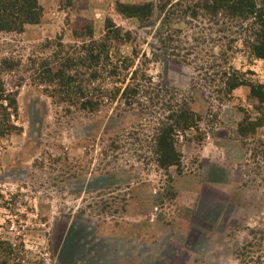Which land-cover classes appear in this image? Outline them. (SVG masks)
Returning a JSON list of instances; mask_svg holds the SVG:
<instances>
[{"label": "rangeland", "instance_id": "obj_1", "mask_svg": "<svg viewBox=\"0 0 264 264\" xmlns=\"http://www.w3.org/2000/svg\"><path fill=\"white\" fill-rule=\"evenodd\" d=\"M146 1L167 0H39L38 24L0 33V60L11 57L25 77L16 87L22 129L0 141V243L14 245L10 264H264V122L241 132L264 118L250 86L264 83V59L252 54L249 35L230 43L217 40L225 33L206 30L196 32L204 42L197 58L189 56L192 64L175 61L166 55L176 44L165 42L167 32L155 37L172 4L154 9L151 25L119 8ZM253 23L240 24L249 31ZM107 25L122 29L114 56H130L136 46L133 69L154 78L136 106L139 116L119 98L95 114L62 102L76 90L48 82L40 70L83 54L90 31L99 40ZM187 32L183 45H194L195 31ZM221 58L246 81L223 102L222 68L207 67ZM184 100L200 120L178 132L180 164L165 170L151 153L154 130L171 113L166 105ZM257 147L263 153L255 155Z\"/></svg>", "mask_w": 264, "mask_h": 264}, {"label": "trees", "instance_id": "obj_2", "mask_svg": "<svg viewBox=\"0 0 264 264\" xmlns=\"http://www.w3.org/2000/svg\"><path fill=\"white\" fill-rule=\"evenodd\" d=\"M168 4H172L171 9L162 17L160 27L155 33V37L162 38L167 32L165 42H170V46L171 42L176 43L175 49L166 54L168 57H173L175 61L179 60L192 64V60L189 61L188 58L189 56L198 57L200 52L198 51L200 48L198 44L204 42L201 35L206 30H215L216 34L225 33L224 37L217 38L218 41L224 38L230 43L238 41V38L243 35H249L253 39V43L248 41L252 54L256 58L264 59V0H178L174 4L167 0L158 6L146 1L140 4H120L119 8L121 12L127 14V17H135L145 24L151 25L155 16L154 9L159 7L160 13H163ZM42 16L43 7L39 0H0V33L23 31L27 24H38ZM246 19H254L249 31H247L248 28H244L240 24ZM174 21L177 26L180 22H183L187 26L186 29L172 27ZM234 27H238V29L234 30ZM188 30L195 31L190 34V38L195 42L191 46L183 45V43H188L186 39L189 35ZM121 31L122 29L116 27V25H107L105 35L99 40L94 39L93 33L90 31L88 46H82L85 47L83 54L78 55V57L75 56V58L69 55L59 57L56 60L57 62L61 61L59 65L53 63L56 67H52L51 63L41 65L40 70L42 69L41 72L47 73L45 77L49 79L48 82L76 90L75 92H66L64 97H60L59 99L62 102L79 106V108L95 114L102 104L107 101L111 103L119 98L131 110L132 115H135L134 112H136V115L139 116L141 110L140 107L136 106H140L142 96L146 95L144 92H149L144 89L153 86L154 78H148L143 67L133 69L135 67L134 58H137L138 53H140L136 46L130 56H114L112 52L114 48L113 38H117ZM196 32L201 35L196 36ZM123 37L125 41H131L132 35L126 33ZM200 39H203V41H200ZM227 51H230V49H227ZM152 55L155 61L158 60L159 54L157 52L153 51ZM219 55L224 56L225 51L220 50ZM209 56L212 58L218 57L215 54ZM147 57L148 53L143 51L144 60L142 65L147 63ZM220 60L221 63L209 64L207 62L209 64L207 67L222 68L218 69L224 79H222L221 85H218L219 97L217 99L223 102L224 99L229 98L237 87L245 84L246 81L240 77V73L233 67L225 68V62L222 58ZM194 67L198 76L200 71L208 76L205 68ZM15 68H17V65L11 57H4L0 60V141L13 132L22 129L16 123L18 117L17 95L19 93L16 87L20 86L25 77H19ZM86 75L88 76L86 77ZM79 76H82V79H77ZM127 77H130V81L124 85ZM143 82L151 84L146 85ZM250 86L251 97L256 99L258 103L255 109L263 115L264 83L250 84ZM190 103L192 102L188 101L187 103L184 100L175 105H166L171 113L164 121H159L154 130L151 153H153L156 164L162 169L167 170L180 164L181 156L176 147L178 132L189 130L198 125L200 116L193 111ZM263 122L264 118L260 117L253 123L244 124L241 132L243 134L247 132L250 129L248 127L257 130L258 127L263 126ZM260 144L264 147V143L260 142ZM259 148L257 147L255 155L263 153ZM0 244L2 245V248L0 246V249H2L0 264H10L13 259L10 256L12 252H9V249L13 248L14 245L10 241H2ZM15 264L21 263L17 261Z\"/></svg>", "mask_w": 264, "mask_h": 264}]
</instances>
